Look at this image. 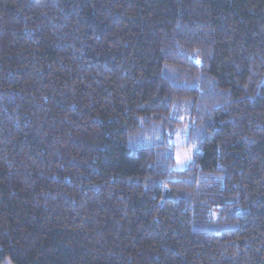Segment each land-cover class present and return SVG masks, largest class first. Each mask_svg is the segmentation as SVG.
Wrapping results in <instances>:
<instances>
[{
    "label": "trees",
    "instance_id": "trees-1",
    "mask_svg": "<svg viewBox=\"0 0 264 264\" xmlns=\"http://www.w3.org/2000/svg\"><path fill=\"white\" fill-rule=\"evenodd\" d=\"M5 260L264 264V0H0Z\"/></svg>",
    "mask_w": 264,
    "mask_h": 264
},
{
    "label": "rangeland",
    "instance_id": "rangeland-1",
    "mask_svg": "<svg viewBox=\"0 0 264 264\" xmlns=\"http://www.w3.org/2000/svg\"><path fill=\"white\" fill-rule=\"evenodd\" d=\"M187 127V123L183 122L181 126L176 129L174 137L171 139V143H173L176 148V162L173 166L174 169H182L191 156L192 148L189 149L185 145ZM160 138V132H155V130L148 131L145 132L143 136L131 139L132 142H130V146L140 147L150 145L153 141L159 140ZM3 264L11 263L8 260H5Z\"/></svg>",
    "mask_w": 264,
    "mask_h": 264
}]
</instances>
